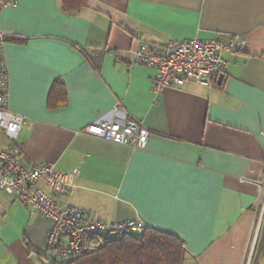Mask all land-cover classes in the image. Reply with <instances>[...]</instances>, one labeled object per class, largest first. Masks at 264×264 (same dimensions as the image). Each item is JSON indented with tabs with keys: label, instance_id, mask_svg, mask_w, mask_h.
<instances>
[{
	"label": "crops",
	"instance_id": "0c3cea01",
	"mask_svg": "<svg viewBox=\"0 0 264 264\" xmlns=\"http://www.w3.org/2000/svg\"><path fill=\"white\" fill-rule=\"evenodd\" d=\"M9 1L0 5L8 106L25 116L26 163L78 172L60 200L177 234L182 264H264V0H87L71 11L63 0ZM220 33L246 47L225 53L211 85L156 93V68L134 59L142 41ZM115 107L149 129L144 148L84 132ZM50 227L0 191V264H47Z\"/></svg>",
	"mask_w": 264,
	"mask_h": 264
},
{
	"label": "built area",
	"instance_id": "2783aa9c",
	"mask_svg": "<svg viewBox=\"0 0 264 264\" xmlns=\"http://www.w3.org/2000/svg\"><path fill=\"white\" fill-rule=\"evenodd\" d=\"M8 3L11 1L0 0V5ZM245 47L246 38L234 33H220L209 38L175 37L163 43L142 41L134 50V59L156 68L153 91L159 93L186 81L211 85L226 72L225 53ZM114 110V115L107 113L87 124L84 132L107 141L144 148L149 129L136 118H119L120 109L115 107ZM24 122L25 116L8 106L7 70L1 61L0 129L8 144L2 146L0 143V191L19 199L51 221L45 241L48 262L57 258H77L92 250L103 234L119 236L144 229L145 223L141 219L106 222L88 215L76 205L63 203L60 196L75 185L78 172L60 171L51 162L26 163L19 140Z\"/></svg>",
	"mask_w": 264,
	"mask_h": 264
},
{
	"label": "trees",
	"instance_id": "16d2710c",
	"mask_svg": "<svg viewBox=\"0 0 264 264\" xmlns=\"http://www.w3.org/2000/svg\"><path fill=\"white\" fill-rule=\"evenodd\" d=\"M63 1L67 10L71 11L85 5L87 0ZM6 38L7 36L0 34V63L3 60L1 46ZM262 232L264 233V223ZM99 238L100 242L92 250L77 258L52 259L47 264H182L187 255L184 241L177 234L146 224L141 231L119 236L103 234ZM259 248L260 240L257 242L256 253L257 250L262 251Z\"/></svg>",
	"mask_w": 264,
	"mask_h": 264
},
{
	"label": "rangeland",
	"instance_id": "374dc122",
	"mask_svg": "<svg viewBox=\"0 0 264 264\" xmlns=\"http://www.w3.org/2000/svg\"><path fill=\"white\" fill-rule=\"evenodd\" d=\"M0 143L2 144V146H7L8 144L7 138L5 137V134L1 129H0Z\"/></svg>",
	"mask_w": 264,
	"mask_h": 264
},
{
	"label": "water",
	"instance_id": "95a60500",
	"mask_svg": "<svg viewBox=\"0 0 264 264\" xmlns=\"http://www.w3.org/2000/svg\"><path fill=\"white\" fill-rule=\"evenodd\" d=\"M219 77H220V79H221V78L223 77V74H221Z\"/></svg>",
	"mask_w": 264,
	"mask_h": 264
}]
</instances>
